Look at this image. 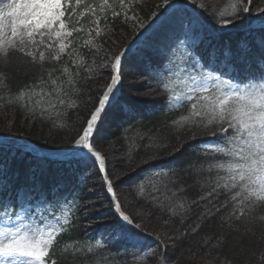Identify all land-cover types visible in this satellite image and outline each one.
<instances>
[{"label": "snow or ice", "instance_id": "snow-or-ice-1", "mask_svg": "<svg viewBox=\"0 0 264 264\" xmlns=\"http://www.w3.org/2000/svg\"><path fill=\"white\" fill-rule=\"evenodd\" d=\"M114 2L115 0L113 3L110 0H99L96 4L88 3L87 0H0V65L6 67L14 59L26 68L33 69H44L46 64H62L61 67L52 66L41 71L31 84L25 83L9 99L10 104H19L34 118L39 115L41 120L55 124L57 120L66 118L70 110L80 107L78 101L83 93L79 80L87 82L93 78V73L110 69L109 82L101 95L90 98L92 107L85 111L83 118L75 125V135L68 144L40 153L26 138L0 135V155L19 152L30 156L25 182L14 186V191L24 189L36 202V207L32 206V201L28 202V206L23 201L19 205L0 203V264H81L82 260L95 255L92 246L85 248L82 245L70 246L73 248L72 253L66 254L62 259L56 256L55 244L58 237L70 231L69 226L88 205H82L78 191H63V184L45 187L43 177L46 166L53 161L68 167L91 166L98 169L102 181L100 187L106 194L101 206L108 208V213L98 219L107 218L110 223L107 241L96 240L95 248L117 253L114 258L109 259L120 261L119 253L123 249L126 256L131 255L135 264V261L146 258L147 250L153 244L157 248L163 244L166 253L169 246L166 241H170L172 247L176 248L187 235V228L181 231L180 226L187 224L191 209L186 206V201L178 203L175 199L177 192L173 189L180 183L176 165L165 164L146 169L144 175L133 182L134 187L146 178L151 183V177L155 175L160 182L152 183V192L170 193L166 197L167 203L160 200L158 195L152 197L161 213L157 217L158 227L170 232L149 233L145 230L146 214L143 211H138L134 216L124 210L118 195L123 181L117 177L118 182H114L109 177L105 157L97 150L100 146L97 137L101 132V124L112 110L128 116L135 112L138 104L143 103L126 99L122 91L129 53L147 61L148 78L153 82L148 84V89L153 86L159 89L158 95L164 100L166 108L179 109L183 104L189 105L187 114H181L173 121L177 129L191 130L193 139L196 131L201 129L211 137L201 141L197 147L205 152L209 149L214 152L211 157L205 155L204 160L208 162L207 171L209 174L215 173V178L206 192L192 202H203L206 206L191 227L193 233H198L206 225L217 226L219 232L205 233V243L215 241L212 247L224 253L223 264H235L230 256L234 243L230 240L231 232L224 230L225 225L231 230L233 221H241L253 208H264V68L258 74H251L244 67L242 62L247 59L245 47L239 48L236 53L230 47L219 52L213 50L205 62L198 47L207 38L208 29L205 20L196 11L204 9L203 3L192 9L194 15L187 14L186 21L183 17L176 18L175 22L181 27L183 39L177 37L173 45L163 51L146 38L135 49L133 44L136 40H133L123 49L109 52L97 40L107 36L111 30L108 25L116 18L122 17L124 23L133 22L144 32L149 29L154 33L159 31V28L153 29L155 19L147 26L139 21L134 3H140V0H118L119 10L114 7ZM255 2L256 0H229L222 9L211 13L212 19L220 25L221 30L229 26L235 27L248 19L247 14L252 11ZM191 3H195V0H190L186 5V13ZM261 4H264V0H261ZM160 7L167 11L168 7L175 9L179 5L163 0ZM256 14L254 18L264 19V6L257 7ZM152 17L159 18L156 12L152 13ZM167 22H173V18L169 17ZM165 23L166 21H161V26ZM86 27L89 38L83 40V49L87 50L83 51L78 49L77 42ZM177 52L187 57L184 60L186 67L183 69L178 68L175 62ZM147 53L159 57L161 63L153 66ZM88 56L92 57L91 64ZM65 57L68 58L67 61L64 60ZM98 58L103 62L97 64ZM213 58L231 65L235 75L224 78V72L218 67H209ZM164 60L172 67H167ZM189 67L194 74L188 72ZM181 73L187 76L186 80ZM8 79L6 74L0 73V85L5 84ZM176 81L182 83V90H177ZM139 83H145L143 77ZM140 94L152 93L148 91ZM189 146L190 144H181L171 155L183 157L185 148ZM152 159L148 158L149 164ZM188 165L193 166V162L188 161ZM203 170L201 164L197 171ZM0 175H6V165L2 161ZM11 175L13 180L10 183L19 179L18 172ZM221 196H224L223 201H220ZM38 208H43V211H37ZM60 208L63 215H56ZM229 208L231 210L227 215H222ZM147 215L151 216L152 213ZM235 230L239 231L238 228ZM149 238L152 243L147 242ZM81 253L86 255L82 257ZM162 260L164 264H168L163 256ZM90 264L95 262L90 261ZM120 264H129V261L124 259Z\"/></svg>", "mask_w": 264, "mask_h": 264}, {"label": "trees", "instance_id": "trees-1", "mask_svg": "<svg viewBox=\"0 0 264 264\" xmlns=\"http://www.w3.org/2000/svg\"><path fill=\"white\" fill-rule=\"evenodd\" d=\"M175 1L181 4H189V0ZM213 1L216 5H214L212 12L218 11L220 9L219 3L223 2ZM257 1L259 5L261 0ZM87 2L98 4L99 0H87ZM110 3H113V0H110ZM255 5L254 3L252 11L247 14L248 19L244 20L243 23H239L235 27L230 26L229 29L213 39L210 44L199 45L198 51L205 57V62L208 61L209 53L213 50L219 52L230 47L233 53H236L239 48L245 47L247 48V59L242 62L244 67L251 74H258L260 69L264 68V45H262L264 31L259 28L241 30L249 27L255 21V13L253 12ZM114 7L119 10L118 0H115ZM200 14L201 17L205 18V11L200 12ZM108 28L111 30L108 31L107 36L98 39L103 47L108 46L112 40L115 41L114 35L126 30L121 17L116 18L113 23L108 25ZM259 38L263 40L260 41ZM125 43H122L121 46ZM80 50L87 51L83 48ZM147 57L153 66L161 63V59L152 53H147ZM99 63L98 58L97 64ZM163 63L167 66L166 60ZM211 64L227 72L228 78L235 75L233 67L227 63L213 58ZM52 66L61 67L62 65L46 64L44 69L39 67L33 69L19 64L16 59L6 67L0 65V73H4L9 77L5 84L0 85V113H5L10 117L9 127L4 128L5 126L2 125L0 135L24 137L46 152L56 150L71 141L75 135V125L83 118L85 111L92 107V104L89 103L90 98L101 95L107 82H109L110 76L108 73L110 70L105 69L101 73H93V78L87 82L80 79L79 87L83 93L80 101H78L80 107L70 110L66 118L57 120L53 124L51 121L41 120L39 115L34 118L19 104L9 103V99L14 96L20 87L25 83L31 84L41 71H45ZM148 73L149 66L146 60H140L135 54L128 57L125 78L122 81V91L126 99L143 101V103L138 104L135 112L128 116H122L115 109L112 110L111 114L101 124V132L97 137L100 146L97 150L101 151L105 157L109 177L121 170L129 174L131 170H135L134 173L130 174L127 183V185H131L128 187L129 201L132 202L129 206L134 209L138 208L136 212L138 210L146 212L144 223L147 232H170V230L158 227L157 217L161 213L152 199L153 195H158L160 200L167 203L166 197L170 196V193L154 194L152 192V183L159 184L160 182L155 175L151 177V183L148 182L143 188L134 187L133 182L144 175L146 169L158 168L165 164L176 165L175 170L180 174V183L173 189L177 192L175 199L178 203L186 201V206L190 207L191 212L187 224L180 226L181 231L187 228L188 233L178 247L168 246L165 253L163 244L159 248L154 244L146 258L135 261V264H162L164 260L163 262L158 261L160 255H164L163 257L168 264H223L224 253L212 247L215 241L205 243V233L219 232L220 229L215 225H206L198 233H193L191 227L197 222V216L206 206L203 202L196 204L192 202L196 201L200 194L206 192L210 182L215 178V173L209 174L207 171L208 162L204 160L205 155L211 157L214 153L205 152L197 147L201 141L209 140L211 137L205 130L201 129L196 131L195 139H193L191 130L184 129L180 131L177 129L173 121L177 120L181 114H187L189 105L183 104L179 109L166 108L164 100L158 95L159 89L155 86L148 89V84L153 83L149 80ZM141 77L144 78L145 83H139L138 87L127 83L130 78L140 81ZM148 91H151L152 94H140ZM181 144H190V146L185 148L183 157H173L171 153ZM113 146L116 148L118 155L116 162L110 165L104 149ZM149 157L153 158L151 164L148 163ZM190 160L193 162V166L188 165ZM0 161L6 165V175H0V203H15L18 205L17 192L14 191V186L25 182L31 162L30 156L28 154L22 155L19 152L14 154L5 153L0 155ZM201 164H203L204 170L197 171ZM15 172L19 173V179L15 180L14 183H10L13 180L11 173ZM43 182L46 188L63 184L65 185L63 191L69 193L78 191L82 205H88L86 209L80 211L79 218L74 219V223L69 226L70 231L58 237L55 244L57 258L62 259L66 254H71L73 248L70 246L80 247L83 245L86 248L89 246L90 238L94 239V236L98 233H108L110 220L107 218L98 219L108 213V208L101 206L103 197L106 194L100 187L101 179L97 168L91 166L88 168L82 166L68 167L60 163H49L46 166ZM89 189H93V191H89ZM177 189L184 190L177 191ZM223 200L224 196H221L220 201ZM121 203L126 212L135 216L132 209L127 208L122 200ZM93 204H95V207H92ZM230 210V208L226 209L222 212V215L226 216ZM148 213H152V215L149 216ZM262 217H264V208L256 207L248 211L241 221H233L231 230L225 225L224 230L231 232L230 240L234 243V247L230 250V256L235 264H264V219ZM165 218L167 217L165 216ZM236 228L239 231H236ZM93 249L95 255L89 257L88 260H82L81 264H90V261H94L95 264H120V261L124 259H127L129 264H133L131 255L126 256L123 249L119 253L120 261L109 259L117 255L114 251L96 249L95 246ZM80 255L83 257L86 253Z\"/></svg>", "mask_w": 264, "mask_h": 264}, {"label": "rangeland", "instance_id": "rangeland-1", "mask_svg": "<svg viewBox=\"0 0 264 264\" xmlns=\"http://www.w3.org/2000/svg\"><path fill=\"white\" fill-rule=\"evenodd\" d=\"M171 3H175V0H170ZM219 2H223V3H219L220 4V9H222L229 1L228 0H219ZM190 3V0H189ZM203 3L205 5L204 9H196L197 12H204L206 13L205 18L202 17L203 20H205L206 23V27L208 29V36L205 39H209L210 38V34L211 33H222L225 30L229 29V27L222 29L219 24H217L211 16V13H213V8L214 5H216V3L213 0H195V3H191L193 8H187V13L185 11V8L182 7H177V8H171L168 7L167 11H165V9L163 7H160L163 4V0H140V3H134V10L135 13L137 14V16L139 17V21L142 22L145 26H147L153 19H155V24H153V29L159 28V31L157 32H153L152 29H149L147 32H144L143 29L139 28L135 23L133 22H128V23H124L126 30L125 31H121L118 34L114 35L113 38L115 41L112 40V42H110V44L106 47H103L104 49H107L109 52H115L117 51L122 43H125L126 41H128L129 39L133 38L134 36H139L141 32H143L144 35V41L146 38H148V41L153 44L154 46L159 47L161 50H164L165 48H168L170 45L172 46L174 41L176 40L177 37H180L181 39H183V34L181 31V27L179 25L178 22H175L176 18L178 17H183L185 19V21L187 20V14H195L192 12V9L196 8L197 4ZM176 4V3H175ZM255 6L253 9V12L256 14V8L260 7V6H264V4H261V2L258 5V1L256 0L255 2ZM212 8V9H211ZM204 10V11H203ZM163 11V14L161 15V12ZM156 12L158 14V19L152 17V13ZM169 17L173 18V22H167ZM260 18H256L254 20H259ZM121 20L123 21V18L121 17ZM261 20V19H260ZM161 21H166V23L161 26ZM127 37V38H125ZM89 38L87 36V30H85L84 33L80 34V39L77 42V47L78 49H82L83 48V40ZM97 43L100 44L97 40ZM194 46V45H191ZM181 51H184V49H181ZM101 55H103V53H101ZM186 56H181L180 52H177L176 56L174 57L175 62L178 66V68L183 69L186 67L184 60L186 59ZM67 57L64 58L65 61H67ZM100 60V59H99ZM88 61L91 64L92 62V57L88 56ZM103 61L100 60V63H102ZM194 62V61H191ZM190 62V63H191ZM63 63V62H62ZM62 65V64H60ZM172 67V65H171ZM188 72H193V69H191L190 67L188 68ZM194 74V72H193ZM181 75L184 77V79H187V76L184 75V73H181ZM129 85L131 86H136L140 85L139 81L135 78H130L127 82ZM176 85L177 90H182L183 89V85L180 81H176ZM38 90V89H37ZM9 115H5V113H0V128H2V125H4V128L9 127ZM12 134V133H10ZM16 135V134H15ZM13 138L16 137L14 135H10ZM24 138V137H23ZM211 150V149H209ZM104 151L107 153L108 159H109V163L110 165H113L116 162V157H117V151L116 148L113 147H107L106 149H104ZM135 170H131V173H134ZM130 174L126 173V171H119L117 174L113 175L112 178L114 182H118L116 180L117 177H120V180L123 181V183L120 184V188L118 189V195L120 196L121 200L123 203H125V206L127 208H131L129 206L130 202L129 201V191H128V187L131 185H127L129 179H130ZM149 182V179H145L140 185H138V189H141L144 187V185H146ZM19 201L21 203V201L24 202L25 206H28V202L32 201V196L31 194L28 195V197L26 195H24L23 193H20V197H19ZM133 201V200H132ZM26 202V203H25ZM32 206L36 207V202L33 201L32 202ZM132 211L134 212V214H136L137 209L138 208H131ZM37 211H43V208H38ZM139 211V210H138ZM144 213H146L144 211ZM56 215H63V210L62 208L58 209L55 213ZM97 240H102V239H107L108 238V234H106L104 237L101 235H98ZM148 243H152V241H150L148 239L147 241ZM95 243V242H94ZM93 243V244H94ZM169 246L171 245V242H168ZM92 244V245H93ZM154 245V244H153ZM153 247V246H152ZM151 249L147 250V253L150 251ZM164 256V255H163ZM158 261L159 262H163L162 260V255H160L158 257ZM164 264V263H162Z\"/></svg>", "mask_w": 264, "mask_h": 264}]
</instances>
